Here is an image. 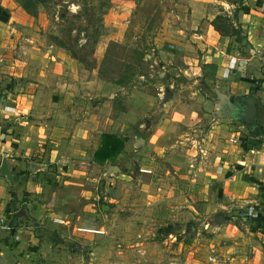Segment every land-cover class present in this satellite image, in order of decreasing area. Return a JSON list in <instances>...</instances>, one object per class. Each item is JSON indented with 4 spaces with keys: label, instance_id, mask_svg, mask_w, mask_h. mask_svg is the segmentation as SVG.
I'll return each mask as SVG.
<instances>
[{
    "label": "rangeland",
    "instance_id": "rangeland-1",
    "mask_svg": "<svg viewBox=\"0 0 264 264\" xmlns=\"http://www.w3.org/2000/svg\"><path fill=\"white\" fill-rule=\"evenodd\" d=\"M186 1L0 0V99L5 90L33 81L28 70L44 66L29 61L33 53L52 45L71 58L59 45L64 41L84 60L73 59L80 87L75 120L84 127L92 117L96 126L83 142L57 148L81 152L71 157L74 170L40 159L47 165L34 173L39 188L25 199L40 226L36 254L27 264H234L235 253H223L212 242L218 218L197 220L186 213L185 173L177 171L180 163L169 147L179 139L171 135L188 128L196 138L208 134L217 117L213 88L219 79L203 63L201 38L193 36L207 38V24L182 6ZM217 15L220 31L235 33L232 15ZM193 20L200 21L192 27ZM165 86L175 97L162 105ZM158 128L164 150H154L150 141L147 150L136 151L133 133L148 142ZM103 132L125 138L128 153L111 162L121 172L93 160L90 152Z\"/></svg>",
    "mask_w": 264,
    "mask_h": 264
},
{
    "label": "crops",
    "instance_id": "crops-1",
    "mask_svg": "<svg viewBox=\"0 0 264 264\" xmlns=\"http://www.w3.org/2000/svg\"><path fill=\"white\" fill-rule=\"evenodd\" d=\"M182 6L207 24V38L200 32H193V36L201 38L199 45L207 52L203 63L219 79L213 90L223 96L218 95L217 102L221 97L232 100L251 95L257 107V130H248L241 120L215 108L217 117L208 134L196 138L188 128L171 135L186 139L169 146L180 163L177 171L185 173L186 213L197 220L222 216L225 222H219L212 242L218 243L223 253H235L234 264H264V138L258 130V124L264 128V0H241L240 5L228 0H187ZM234 13L235 33L222 34L213 29L212 20L217 14L233 17ZM199 21L193 20L192 27ZM176 49L182 51L185 46L177 44ZM29 61L34 66L41 61L44 66L37 72L36 68L28 70L33 81L13 86L12 92L5 90L6 97L0 99V162L7 157L17 172L13 185L19 184L25 191L21 195L16 189L17 201H24L14 207L13 185L0 175V208L9 215L12 226L10 232L0 233V264L31 263L36 254L34 235L40 226L36 216L25 208L26 197L34 196L39 188L34 173L54 162L59 168L67 165L74 170L76 160L71 157H79L81 152H58L57 148H69L67 141L74 144L81 137L88 139L96 129L92 117L86 119L84 127L81 119L75 120L80 99L76 62L52 45L43 53H33ZM174 97L172 91L171 99ZM143 120L147 130L149 122ZM162 133L158 128L148 142L147 136L133 133V146L143 138L144 142L135 146L136 151L148 149L150 141L156 143L154 150L163 151ZM187 134L189 138H185ZM102 135L121 141V147L115 150L107 143L105 149L100 148ZM124 139L112 132L100 134L99 143L90 152L96 165L105 164L113 168L111 171L121 172L111 162L128 153L123 152ZM41 158L47 164L41 163ZM34 161L41 167L33 168ZM222 239L224 242L219 244Z\"/></svg>",
    "mask_w": 264,
    "mask_h": 264
},
{
    "label": "water",
    "instance_id": "water-1",
    "mask_svg": "<svg viewBox=\"0 0 264 264\" xmlns=\"http://www.w3.org/2000/svg\"><path fill=\"white\" fill-rule=\"evenodd\" d=\"M216 94L223 96V94L217 91H216ZM171 97H172L171 89L169 87H165L162 92L161 102L162 103L166 102L167 100L171 99ZM232 104L235 105L236 113L235 114L232 113L229 115H231L233 118H237L241 120L245 124L248 130H253V129L257 130V125L255 122L257 107H256V103L254 101L253 96L249 95V96L239 97L237 99L233 98ZM219 108H220V103L217 102L216 109H219ZM143 142H144L143 138H138V142L136 146L137 145L140 146ZM114 170L117 171L118 167L114 166ZM16 174L17 172L12 169V165L7 159V157L3 156L0 162V175L6 177L10 181V183L13 185ZM19 213H22V210H20ZM218 220L220 223L225 222V219L222 216H219Z\"/></svg>",
    "mask_w": 264,
    "mask_h": 264
},
{
    "label": "trees",
    "instance_id": "trees-1",
    "mask_svg": "<svg viewBox=\"0 0 264 264\" xmlns=\"http://www.w3.org/2000/svg\"><path fill=\"white\" fill-rule=\"evenodd\" d=\"M39 1V3H41V2H43L44 0H38ZM228 1H231V2H233V3H236L237 5H240L241 4V0H228ZM25 9L29 12V13H31L30 12V7L28 6V5H25ZM237 9V8H236ZM220 16L219 15H216L215 17H214V19L212 20V25H213V27H214V29L215 30H217L218 32H221L222 34H228L227 32H225V31H220L221 29H220V27H219V25L217 24V20H218V18H219ZM235 18H236V15H235V13L233 14V19L235 20ZM221 26H222V24H220ZM70 30V28L68 29V31ZM235 32V31H234ZM56 43H58V42H56ZM59 45L60 46H62V47H64L68 52H69V54H70V56H71V58L72 59H74V60H77V61H80V62H84V60L82 59V58H80L74 51H73V49L66 43V42H64V41H59ZM93 53V52H92ZM210 66V65H209ZM142 75V74H141ZM13 81V80H12ZM117 83H124L125 84V80H119ZM258 130H259V134L261 135V136H263V138H264V128H263V125L262 124H258ZM106 138H110L111 140H109V139H106ZM101 140H102V145H101V147L100 148H102V149H105L106 148V144L107 143H109V146L111 147V148H113V149H115V150H117V149H119V147H121V144H122V142L121 141H119V140H116V139H114V138H111V136L110 135H102V138H101ZM99 148V149H100ZM15 188H16V186L15 185H13V191H14V199L12 200V204H13V206L14 207H17V205L19 206V205H22V203H23V201H24V199H22V200H18L17 201V191L15 190Z\"/></svg>",
    "mask_w": 264,
    "mask_h": 264
},
{
    "label": "flooded vegetation",
    "instance_id": "flooded-vegetation-1",
    "mask_svg": "<svg viewBox=\"0 0 264 264\" xmlns=\"http://www.w3.org/2000/svg\"><path fill=\"white\" fill-rule=\"evenodd\" d=\"M219 103H220V112L229 113V114L236 113V108H235V105L232 104L231 98L221 97V100H219Z\"/></svg>",
    "mask_w": 264,
    "mask_h": 264
},
{
    "label": "built area",
    "instance_id": "built-area-1",
    "mask_svg": "<svg viewBox=\"0 0 264 264\" xmlns=\"http://www.w3.org/2000/svg\"><path fill=\"white\" fill-rule=\"evenodd\" d=\"M12 226L9 221V215L0 208V233L10 232Z\"/></svg>",
    "mask_w": 264,
    "mask_h": 264
}]
</instances>
